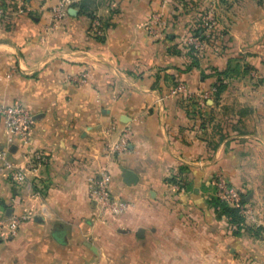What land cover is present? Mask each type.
Returning <instances> with one entry per match:
<instances>
[{"label":"crops","instance_id":"1","mask_svg":"<svg viewBox=\"0 0 264 264\" xmlns=\"http://www.w3.org/2000/svg\"><path fill=\"white\" fill-rule=\"evenodd\" d=\"M58 1L0 0V104L34 116L21 145L0 115V148L23 168L41 156L19 184L0 166L5 215H29L0 237V264H264V0H80L56 21ZM210 10L217 26L196 51L187 38ZM218 71V100L169 96L179 82L208 90ZM124 128L127 150L110 152ZM102 169L130 202L103 219L89 187ZM218 174L255 222L237 231L210 206Z\"/></svg>","mask_w":264,"mask_h":264},{"label":"built area","instance_id":"2","mask_svg":"<svg viewBox=\"0 0 264 264\" xmlns=\"http://www.w3.org/2000/svg\"><path fill=\"white\" fill-rule=\"evenodd\" d=\"M75 1L80 0H59L52 8V17L58 21L63 19L67 14L69 5ZM161 14L153 13L148 21L150 34H155L156 26L161 23ZM216 14L213 10L206 13L204 18V29L200 33H195L187 38V44L192 46L196 51L202 50L207 45V37L217 26ZM98 22H95L93 32L99 35L101 31L98 29ZM88 77L87 73H82L79 77L74 79L78 82H85ZM214 87L200 93H191L186 85L179 82L176 86L171 88L169 96H176L184 94L187 98L194 99L199 105H203L205 101L213 98ZM0 115L4 129L8 135L9 142H19L21 145H27L30 140L31 129L34 124L33 114L20 102L15 101L11 105L0 104ZM130 133L128 128H124L119 138L113 142L108 148L112 153H122L127 150L129 146ZM41 156L37 155L34 159H30L27 167H18L13 164L8 158L7 149L0 148V163L3 171H7L13 180L19 184L26 180L27 170H35ZM111 175L106 169L98 171L93 177L89 179L90 196L96 203L97 214L101 219L107 216H116L125 212L130 202L125 199H120L111 194L110 191ZM213 187L216 191V196L229 205L239 207L243 215L252 221H256L252 215L251 207L241 204V196L238 190L229 183L223 175H216L213 180ZM29 218L26 214H14L7 218L5 210L0 203V228L5 230L2 232L8 238L16 235L19 225Z\"/></svg>","mask_w":264,"mask_h":264},{"label":"trees","instance_id":"3","mask_svg":"<svg viewBox=\"0 0 264 264\" xmlns=\"http://www.w3.org/2000/svg\"><path fill=\"white\" fill-rule=\"evenodd\" d=\"M262 0H259V2H261ZM202 29H196V33H199ZM192 51H194L193 48H191ZM224 74L226 75L227 72L226 71H218L217 72V79L215 81V83L212 85V87L215 88V91L213 93V99L218 100L220 97V94L224 91V89L226 88V83L223 82L224 80ZM173 180H175V178H173ZM244 202H246V200L244 199V201H241V204H243ZM209 204L210 206H212L215 211L219 214V215H225L229 222L232 225H235L238 231V228H241V225L244 222V216L240 211L239 207H235L232 205L227 204L226 202L222 201L219 197H217L216 195L211 196V198L209 199ZM261 228L258 227L257 231L260 233ZM258 233V235H259Z\"/></svg>","mask_w":264,"mask_h":264},{"label":"water","instance_id":"4","mask_svg":"<svg viewBox=\"0 0 264 264\" xmlns=\"http://www.w3.org/2000/svg\"><path fill=\"white\" fill-rule=\"evenodd\" d=\"M70 12H71V13H75L76 10H75L74 8H71V9H70ZM124 174H125V175H124V180L126 181V183L130 184V183H134V182H136V180H137V175H136L133 171H131V170H129V169H125V170H124ZM92 249L95 250L94 247H92Z\"/></svg>","mask_w":264,"mask_h":264},{"label":"rangeland","instance_id":"5","mask_svg":"<svg viewBox=\"0 0 264 264\" xmlns=\"http://www.w3.org/2000/svg\"><path fill=\"white\" fill-rule=\"evenodd\" d=\"M203 50V49H202ZM202 50H200V52H202ZM199 52V53H200ZM202 105V104H201ZM206 105V101L204 102V104L202 105V106H205ZM0 166H1V163H0ZM5 172V171H4ZM215 195H216V191H215ZM95 207H96V203H95V205H94ZM252 215H253V213H252ZM254 216V215H253ZM249 223V222H248ZM251 223V222H250ZM257 225V224H256ZM1 228H2V226H1ZM0 228V237H2V238H4V239H9L4 233H2L4 230H5V228L4 229H1Z\"/></svg>","mask_w":264,"mask_h":264}]
</instances>
